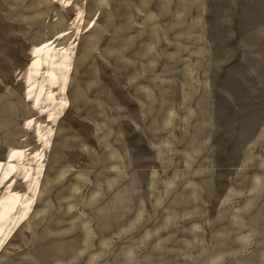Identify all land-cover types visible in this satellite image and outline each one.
<instances>
[{
	"label": "rangeland",
	"instance_id": "obj_1",
	"mask_svg": "<svg viewBox=\"0 0 264 264\" xmlns=\"http://www.w3.org/2000/svg\"><path fill=\"white\" fill-rule=\"evenodd\" d=\"M0 264H264V0H0Z\"/></svg>",
	"mask_w": 264,
	"mask_h": 264
}]
</instances>
